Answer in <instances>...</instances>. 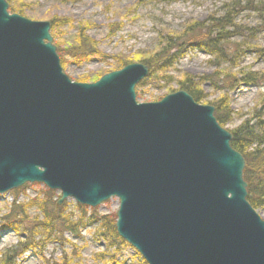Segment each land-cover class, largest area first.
Here are the masks:
<instances>
[{"label":"water","instance_id":"95a60500","mask_svg":"<svg viewBox=\"0 0 264 264\" xmlns=\"http://www.w3.org/2000/svg\"><path fill=\"white\" fill-rule=\"evenodd\" d=\"M8 6L0 0V194L37 182L59 203L118 197L117 233L147 264H264L246 160L215 107L186 90L138 102L143 63L73 81L51 23Z\"/></svg>","mask_w":264,"mask_h":264},{"label":"rangeland","instance_id":"374dc122","mask_svg":"<svg viewBox=\"0 0 264 264\" xmlns=\"http://www.w3.org/2000/svg\"><path fill=\"white\" fill-rule=\"evenodd\" d=\"M11 13H18L35 21H49L51 35L57 52L62 59L64 72L77 82H95L103 74L120 67L121 61L143 63V57H149L162 47L165 38L179 34L195 21L206 20L210 16H220L230 6L231 0H7ZM20 9L18 12L12 10ZM64 20V24H57ZM54 22V24H53ZM236 23L247 28L260 26V19L254 13L244 10L237 15ZM86 33L96 41L100 54L88 60L77 62L71 56L77 43L78 32L83 27ZM246 35V34H245ZM244 40L245 48L240 66L243 71H264V29L255 33L253 41L247 36H236L232 41ZM160 45V46H159ZM61 51V55H60ZM212 56L198 49L190 48L171 68L166 71L148 73L136 86L138 102H156L164 96L185 90L181 82L187 76L200 78L215 71L211 63ZM145 64V63H143ZM228 64H221L220 71L228 70ZM232 68L231 72H235ZM225 72V73H226ZM225 73H219L225 78ZM228 79V78H225ZM205 98L199 103L213 105L223 91L213 89L209 82L201 86ZM228 93L230 105L234 111L230 122L220 124L231 133L233 129L249 120L252 125L257 119L264 121V83L242 85ZM214 106V105H213ZM220 123V122H219ZM16 202L27 204V214H20L22 224L18 229L0 227V257L9 248L25 241L30 231H37L35 245L29 247L15 261V264H145V259L130 243L112 245L108 231L104 229L115 217L119 208L118 197H112L95 207H87L85 213L73 197L58 203L63 205L64 214L72 220L83 218L85 225L79 226V235L66 231L63 234L54 230L52 225L39 227L44 220L40 203L48 188L42 183H25ZM55 191V201L61 198V192ZM13 189L0 194V217L10 213L14 201ZM264 218V208L257 209ZM62 215V216H63ZM98 218V220L96 219ZM105 222V223H104ZM105 227V228H103ZM25 229V231H24ZM52 232L50 239H44L43 232ZM105 233V234H104ZM43 234V235H42ZM57 234V235H55ZM104 234V235H103ZM45 236V235H44ZM55 237V238H54ZM45 240V242H43ZM146 262V261H145ZM147 263V262H146Z\"/></svg>","mask_w":264,"mask_h":264},{"label":"trees","instance_id":"16d2710c","mask_svg":"<svg viewBox=\"0 0 264 264\" xmlns=\"http://www.w3.org/2000/svg\"><path fill=\"white\" fill-rule=\"evenodd\" d=\"M12 10L18 12L20 9H15V6H13ZM244 10L258 16L260 26L247 28L236 23L237 15ZM64 23V20L55 24L53 22L54 26ZM88 26L83 27L78 32V36L80 37L77 38V43L73 47L74 51H71V56L77 62L88 60L91 56L100 54L96 41L86 33ZM261 28L264 29V0H231L230 6L225 9L222 15L210 16L206 20L189 23L179 34L166 37L162 47H159L149 57H143V60L140 61L148 65L149 75H152L155 70L166 71L171 68L190 48L198 49L211 55L213 58L211 63L215 65V71L200 78L187 76L181 82V85L197 102L205 98L203 90L200 87L205 82H209V85L213 89L223 91V95L212 102V104L215 106V116L218 122L225 124L230 122L234 115L227 92L237 89L242 85L264 83V71L261 73L256 71L247 72L243 71L240 66L246 52L245 48L249 47V45L244 40L232 41V39L236 36H247L249 41H253L255 33L257 34ZM261 49L259 50L260 53L264 54V48ZM129 63L131 62L123 60L119 65L122 67ZM221 64H228L229 68L227 72H231L232 68L237 69L230 75L226 71L218 69ZM219 73H225V78L228 79L223 78ZM231 144L243 154L246 160L244 179L247 182V198L249 202L256 209L264 208V121L257 119L251 125L249 120H245L233 129ZM13 191L16 193L14 194L15 198L11 205L10 213L0 217V227L5 226L18 229V225L22 224L20 214H27V204L16 202L19 195L17 191H21L20 189L17 188ZM44 196L45 198L40 203L44 220L39 221L38 226L47 228L53 224L51 228L52 232L56 230L63 234L69 231L75 235H79V226L86 224H84L83 218L72 220L69 215H63L65 209L63 205L61 208H57L58 201L54 199V190H46ZM78 208L83 213L87 209L85 205L79 204ZM96 219L98 220V218ZM116 219L117 215L112 218L109 224L105 225L106 228L103 227L105 228L103 232L107 230L109 233L108 235H104L105 233L103 235L111 238L112 245L120 242L124 243L125 241L117 233ZM52 232H43L45 235L42 234L44 239H50ZM37 233L39 232L36 230L30 231L25 241L20 242L16 247L7 249L0 257V264H15L16 259L23 252L35 245ZM144 263L147 264L145 261ZM54 264L59 263L56 262Z\"/></svg>","mask_w":264,"mask_h":264}]
</instances>
